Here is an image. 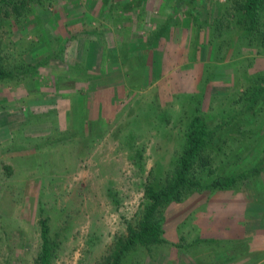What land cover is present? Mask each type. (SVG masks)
Segmentation results:
<instances>
[{
  "label": "rangeland",
  "instance_id": "rangeland-1",
  "mask_svg": "<svg viewBox=\"0 0 264 264\" xmlns=\"http://www.w3.org/2000/svg\"><path fill=\"white\" fill-rule=\"evenodd\" d=\"M174 2L53 0L31 4L18 20L2 18L0 45L13 75L0 80V264H35L40 218L48 219L56 245L52 264L104 263L136 225L145 185L158 184L172 167L195 107L209 127L223 128L211 144L218 155L240 154L244 168L264 155V109L256 123L239 116L247 105L240 95L249 74L264 70V53L234 35L235 53L213 63L183 10L168 25ZM199 3L216 18L225 0ZM248 63L251 72H239ZM223 158L214 175L236 172L224 169ZM261 184L264 173L170 204L165 242L151 253L133 249L122 264H224L250 248L230 243L239 235L233 225L245 227L234 206L261 200ZM260 214L252 208L248 236L259 235ZM259 254L249 249L231 263H257Z\"/></svg>",
  "mask_w": 264,
  "mask_h": 264
},
{
  "label": "trees",
  "instance_id": "trees-1",
  "mask_svg": "<svg viewBox=\"0 0 264 264\" xmlns=\"http://www.w3.org/2000/svg\"><path fill=\"white\" fill-rule=\"evenodd\" d=\"M47 1L53 0H0V22L3 17L10 18L11 16L18 20L20 16L30 12L31 4L36 5ZM172 5L168 25L177 23L179 12L183 10L185 22L190 25L194 24L196 27L194 30L195 44L201 39H205L209 47V58L213 63L223 62L230 51L234 52L232 49L234 35L244 44L245 48L256 49L257 55L264 53V0H225V3L221 5V12L216 18H209L210 15H207L209 12H203L199 0H175ZM239 54L240 52L237 51L235 55ZM233 57L234 54L229 58ZM246 61L251 62L252 60ZM249 66L251 64L248 63L238 70L244 73L251 72ZM12 75V69L6 63V57L0 45V80L10 79ZM247 80H249V84L244 86L240 95L245 96L240 100L245 99L247 105L241 108L239 116H249V123H256L258 110L264 109V70H253ZM210 81V78L204 74V82ZM234 95L238 96L239 92ZM200 102L201 100L198 101V103ZM198 113L199 109L195 107L183 133H181L182 147L177 151V157L172 162L170 170L158 184L149 182L145 185V203L140 210V217L136 225L128 226L127 236L121 239L119 237L116 240L115 250L101 264H122L126 255L135 248H143L151 253L152 247L163 244L165 242L163 238L165 208L173 203H182L191 192L232 189L239 183L247 182L264 173V155L250 168H244V164L239 165L242 160L240 154L233 160H228L226 158L228 155L223 150L227 148L225 147L227 146L226 140L223 142V145H226L218 149L223 150L219 155L224 157L222 160L220 159L219 163L226 165L224 169H228V166L237 167L236 172L226 176L214 175L215 171L219 169L217 159L219 155L211 148V144L223 128L209 127ZM223 123L221 126H229L228 122L224 121ZM254 130V127L248 128L251 134ZM237 132H240L239 129ZM254 135L252 134L250 138L253 144H257L258 140L254 139ZM237 151L234 148L233 152ZM242 152L241 149L240 153ZM40 215H43V209L40 210ZM39 232L40 250L36 256L35 264H52L56 245L50 239L47 218H40Z\"/></svg>",
  "mask_w": 264,
  "mask_h": 264
},
{
  "label": "crops",
  "instance_id": "crops-1",
  "mask_svg": "<svg viewBox=\"0 0 264 264\" xmlns=\"http://www.w3.org/2000/svg\"><path fill=\"white\" fill-rule=\"evenodd\" d=\"M144 62H145V60H144ZM121 75H122V73H120V76ZM261 157H263V155ZM260 186H261L260 194L262 195L261 200L258 199L256 202L244 203L242 205L234 206L235 209H238V213L234 217H238L236 220L238 222L240 221L241 224H243L245 227H240L239 226L240 223L238 225L237 222L235 225H233L234 231H236L237 233L239 232V235H238V237H236V239L231 240L230 243L235 244V248H240L241 245H243V247L245 248V246L247 244L250 245V248L247 246L248 248L246 247L245 250L244 249H242L240 251L235 250L238 252L230 253L226 258H223L224 261L222 260V262L224 264H233V263H231V261L234 258L242 257L241 260H244V256H245L247 250L249 251V249H250V251H253V250H255V248H256V250H260L259 256H256V258L258 259V262L256 263V261L255 262L251 261L248 264H254V263L255 264H264V246H263L264 245V218L262 219V223H261L262 229L260 230L259 235L258 234L254 235L255 239H254V236H250V235L248 236L247 227L245 225L246 221H248V219L251 217L250 212H251L252 208L254 210H256L257 207H261L260 218L262 216V211H264V186L262 184ZM232 216H229V219H231ZM232 221L234 222V220H232ZM231 232H232V229H231ZM245 263L247 264V262H245ZM215 264H221V263L218 262Z\"/></svg>",
  "mask_w": 264,
  "mask_h": 264
}]
</instances>
